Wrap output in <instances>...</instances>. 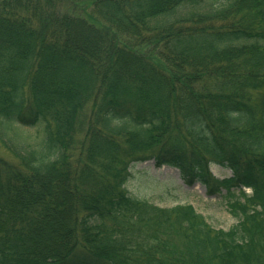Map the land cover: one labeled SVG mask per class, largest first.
Listing matches in <instances>:
<instances>
[{"label":"trees","instance_id":"16d2710c","mask_svg":"<svg viewBox=\"0 0 264 264\" xmlns=\"http://www.w3.org/2000/svg\"><path fill=\"white\" fill-rule=\"evenodd\" d=\"M69 1L0 0V264H264V0ZM148 160L236 225L130 197Z\"/></svg>","mask_w":264,"mask_h":264},{"label":"rangeland","instance_id":"374dc122","mask_svg":"<svg viewBox=\"0 0 264 264\" xmlns=\"http://www.w3.org/2000/svg\"><path fill=\"white\" fill-rule=\"evenodd\" d=\"M71 7L72 3L69 0H60L61 9L67 10ZM15 133H17L15 143L23 149L30 148L40 137V130L37 127L18 128ZM0 157L7 161H13L11 154L1 144ZM209 171L217 180L231 177L229 170L217 165H210ZM129 174L125 190L133 199L147 202L159 208L190 206L214 230H228L237 223L229 215L221 196L208 197L205 188L199 184L192 187L185 186L175 169L165 166L157 168L154 161L148 160L132 164ZM245 192L249 194L248 191Z\"/></svg>","mask_w":264,"mask_h":264}]
</instances>
